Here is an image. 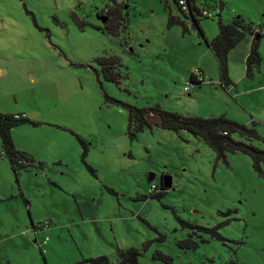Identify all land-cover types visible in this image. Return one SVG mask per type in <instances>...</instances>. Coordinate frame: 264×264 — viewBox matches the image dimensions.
I'll return each instance as SVG.
<instances>
[{"label":"rangeland","instance_id":"374dc122","mask_svg":"<svg viewBox=\"0 0 264 264\" xmlns=\"http://www.w3.org/2000/svg\"><path fill=\"white\" fill-rule=\"evenodd\" d=\"M122 1L126 28L114 36L102 18L112 0H0V113L38 123L19 125L11 137L44 163L16 176L0 144V264H89L103 256L118 264V252L132 248L137 264H169L167 257L170 264H264V178L250 158L218 160L184 131L153 128L130 140L126 110L104 99L246 126L251 117L264 139V0H196L207 40L219 21L237 17L263 35L253 79L245 76L252 35L229 52L232 94L219 86L216 59L177 0ZM169 13L187 33L167 27ZM109 56L119 60L118 85L105 81L97 62ZM196 70L204 82L184 93ZM253 145L264 151V143ZM162 177L171 178L165 193ZM213 228L225 241L201 231ZM188 237L197 249L177 247Z\"/></svg>","mask_w":264,"mask_h":264},{"label":"trees","instance_id":"16d2710c","mask_svg":"<svg viewBox=\"0 0 264 264\" xmlns=\"http://www.w3.org/2000/svg\"><path fill=\"white\" fill-rule=\"evenodd\" d=\"M113 6L105 9V14L102 16L105 29L112 35L116 36L118 29L122 26L126 28L123 23L122 10L124 2L121 0H112ZM186 11H183L177 6L183 13L185 19L187 12L191 19L192 26L197 30L198 35L204 40V43L212 51L218 67L219 72V86L227 90L231 84L228 77L227 69V56L228 53L245 37L246 33L252 35V42L250 45L249 53L245 59V76L247 78L252 77L253 70L258 68L261 62L258 54V38L263 35L258 32L253 34L254 29L251 25L247 24L243 19L237 17L230 23L223 24L221 21L218 23L219 33L211 40H207L199 25V18L204 16L203 12L196 5V0H184ZM180 26L182 33L188 32V28L183 19L172 16L170 13L167 18V27ZM101 65V72L105 81L113 84H119L121 78L117 68L120 66L119 60L115 57L109 56L101 60H97ZM190 80H194L193 75ZM204 82H197L200 84ZM104 99L109 103L118 104L123 107L127 112V135L130 140L136 139L137 134L144 130H152L153 128H159L162 130L178 133L180 131L187 132L194 138L202 140L216 155L218 160L226 162V155L233 153H242L250 158L251 168L253 172L261 178H264V151L254 146L256 141L264 143L258 134L255 127V123L250 126L240 124L238 122L229 120L225 116L217 118H201L198 116H182L178 113L162 110L158 106L137 108L125 103L114 101L112 98L104 94ZM22 124H30L37 126L38 123L30 121L23 115H9L0 113V144L1 154L8 160L12 172L17 176L21 170H27L28 168H40L43 169L44 163L35 162L31 156L22 151H19L14 146L11 132L14 128ZM233 135H238L244 141H237L233 138ZM82 147L81 160L86 157L87 149L80 141ZM89 172L92 173L90 168L86 167ZM158 194H150L149 197H159ZM197 228V227H196ZM200 229V228H198ZM218 228L213 229H201L202 232L207 233L210 238H214L219 241H225L221 238L217 232ZM204 242V240H200ZM177 247L184 250H195L198 248V243L193 241L190 237L187 239L177 241ZM118 264H137L138 251L130 249L127 251H119ZM170 264V259H165ZM89 264H109L106 257H99L90 259Z\"/></svg>","mask_w":264,"mask_h":264},{"label":"built area","instance_id":"2783aa9c","mask_svg":"<svg viewBox=\"0 0 264 264\" xmlns=\"http://www.w3.org/2000/svg\"><path fill=\"white\" fill-rule=\"evenodd\" d=\"M178 5L181 7V9L183 11H186L184 0H178ZM204 14H205V12H204ZM262 34H264V32H262ZM193 77H194V80H190L189 83L184 87V93H189L194 88L196 83L202 81V79H203L200 76L199 70L195 71V74H193ZM151 189H153V187Z\"/></svg>","mask_w":264,"mask_h":264},{"label":"crops","instance_id":"0c3cea01","mask_svg":"<svg viewBox=\"0 0 264 264\" xmlns=\"http://www.w3.org/2000/svg\"><path fill=\"white\" fill-rule=\"evenodd\" d=\"M236 47V46H235ZM234 47V48H235ZM229 54V53H228ZM246 59V58H245ZM259 68V67H258ZM257 68V69H258ZM200 71V76L204 79L205 78V75H204V72H203V70H199ZM259 71V70H258ZM228 77H229V75H228ZM255 77V75H254V72L252 73V79ZM247 78V77H246ZM229 80H230V78H229ZM230 82H231V84L228 86V88H227V90L226 91H230L229 93H231L232 94V91L230 90V87L231 86H233L234 87V84H233V82H232V80H230ZM262 90H263V88H264V86L262 87L261 86V84H260V86H259ZM237 87H235V90H236V92L238 91V89H236ZM258 89V88H257ZM242 95V94H241ZM264 95V94H263ZM245 107V106H244ZM190 115V114H189ZM193 116V115H192ZM229 120H235L236 118H234V117H229L228 118ZM249 122H251V124L252 123H255L253 120H252V118L250 117V121ZM257 123H255V125H256ZM257 126V125H256ZM15 129V128H14ZM13 131V130H12ZM12 133V132H11ZM25 153V152H24Z\"/></svg>","mask_w":264,"mask_h":264},{"label":"water","instance_id":"95a60500","mask_svg":"<svg viewBox=\"0 0 264 264\" xmlns=\"http://www.w3.org/2000/svg\"><path fill=\"white\" fill-rule=\"evenodd\" d=\"M147 180H148V182H152L154 180V175L150 174L148 176V179ZM170 187H171V178L170 177H164V180H163V188L164 189H168Z\"/></svg>","mask_w":264,"mask_h":264},{"label":"flooded vegetation","instance_id":"af4514ba","mask_svg":"<svg viewBox=\"0 0 264 264\" xmlns=\"http://www.w3.org/2000/svg\"><path fill=\"white\" fill-rule=\"evenodd\" d=\"M256 38H258V36H256ZM163 180H164V177H162L161 180H160V183H161L160 189H161V192H162V193H165V192H166L167 190H169L171 187L168 188V189H164V188H163Z\"/></svg>","mask_w":264,"mask_h":264}]
</instances>
